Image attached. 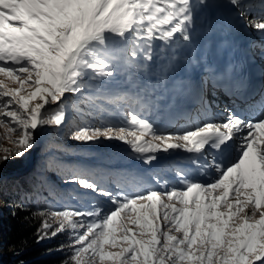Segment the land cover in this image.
<instances>
[{
  "label": "snow or ice",
  "instance_id": "6c2138e0",
  "mask_svg": "<svg viewBox=\"0 0 264 264\" xmlns=\"http://www.w3.org/2000/svg\"><path fill=\"white\" fill-rule=\"evenodd\" d=\"M204 2L199 0L201 4ZM231 2L239 4V0ZM160 3L161 0L143 3L141 0H11L7 6L0 4V38L9 42L10 60L15 62L10 68L5 67L8 70L3 73L12 75L19 66L16 79L21 88L24 84L30 86L26 95H19L21 88L3 93L7 97L3 104L19 106L24 111L6 113L19 123L21 135L9 137L17 148L4 149L0 165L23 156L33 147V130L38 125L62 124L64 111L50 119L42 118L46 105L61 102L68 93L83 94L85 77L90 80L114 77L115 61L119 59L114 55L116 51L127 48L125 63L146 72L154 58L155 40L174 44L179 36L191 42L195 5L191 0H170L163 7L158 6ZM239 14L243 17L245 12ZM249 24L264 31V22L249 21ZM129 33H134L136 38L143 33L141 43L129 47ZM160 51L163 53L165 49ZM141 54L145 63L137 65L134 61ZM176 59L173 55L172 60ZM30 101L37 102L30 106ZM3 111L0 108V113ZM131 120L141 127H151L147 119L137 115H132ZM256 129H264V114L252 120L229 112L222 124L208 123L196 131H187L175 138L176 143H169L172 136H158L154 137L157 143L146 148L139 142L141 137L133 133L135 138L127 142L137 152L145 153L151 147L199 151L212 138L207 133L214 130L215 136L222 138L221 143L238 137L240 154L226 169L214 161L221 173L219 178L210 183H191L183 191H150L147 195L130 197L109 193L87 178L69 181L111 196L117 207L102 215L79 209L42 212L45 219L37 229V242L51 239L69 227L78 233L73 237V255L65 264L71 261L81 264L80 254L89 250L98 254L99 260L95 255L90 256L88 264H103L106 258L110 264H166V261L182 264L184 253L180 249L186 244L190 246L189 256L196 257L193 264H264V137L258 140ZM70 131L71 138L81 142H95L101 137L124 141L127 136L123 127L80 126ZM212 147L218 148L219 144ZM153 159L155 155L146 162ZM216 189H222L218 197L212 195ZM230 192L232 200L228 201ZM221 200L225 201L224 211ZM245 208L249 210L245 212ZM47 216L59 223H50ZM73 216L82 219L74 220ZM90 216L93 219L85 222ZM130 225L138 226V231ZM117 232L121 233L122 250L106 253L105 244L111 242L116 246ZM198 243V253L193 252V246Z\"/></svg>",
  "mask_w": 264,
  "mask_h": 264
},
{
  "label": "rangeland",
  "instance_id": "374dc122",
  "mask_svg": "<svg viewBox=\"0 0 264 264\" xmlns=\"http://www.w3.org/2000/svg\"><path fill=\"white\" fill-rule=\"evenodd\" d=\"M261 1L257 0L254 6H252L256 7L257 3ZM249 21L251 24L261 22L257 16L250 17ZM252 28L254 29L255 27ZM140 34L139 38H136L134 33L128 34L127 43L129 47H132L135 43H141ZM127 54V48L114 53V55L119 57L115 61L116 75L114 77L96 80H90L88 77H85L83 94L73 95L72 93H68L62 98L61 102L49 103L42 109L43 119H50L59 112L64 111L65 120L60 126L53 124L38 125L37 129L33 130L35 140L33 147L23 156L11 159L0 165V183L2 185L7 183L5 190H8L6 194L10 197L8 200L16 201L19 198H24L31 200V202H41L43 203L41 205L42 212H75L79 209L81 212L102 215L117 207L112 197L85 187L78 182L69 181L87 178L109 193L131 197L138 194L147 195L150 191H183L186 190V185L191 183H210L212 179L219 178L221 173L215 172L214 177L212 174L213 170H211V178L209 180H194L189 184H185L186 179L183 178V173L178 170L174 173V170L176 167H181V163L185 166L187 161L169 160L171 158L168 159L167 165L161 170L152 172L142 171L148 163L146 160L149 156L155 155L156 159L153 160H157L163 154H168V152L163 148L157 149L155 147H151L150 151L145 153L137 152L127 142V140L135 138L133 133H135L136 137H141L139 142L142 146L149 148L150 145L157 143L154 137L172 136L173 139L169 143H176L177 140L175 138L185 134L188 130L186 126L173 131L159 130L149 121L151 127H141L131 120L132 115L147 119L149 97L143 96L147 83L145 81V71L143 69L137 70L136 67H130L125 63ZM0 59H4L0 60V108L4 109L3 113H0V121H2L0 122V156H2L4 149L15 150L17 148V144L10 140L9 137L16 138L21 135L19 123L7 117L6 113L12 110L18 112L24 110L20 109L19 106L14 108L11 105L2 103L7 99L3 95L4 92L14 88H21L19 81L16 79V76L20 74L18 70L19 66H17V70L12 75L3 73L8 70L5 67L9 66L10 68L15 62L10 60L12 59V53L9 51V42L2 38H0ZM134 63L143 65L145 61L141 56ZM89 83L91 85L90 88L88 87ZM29 89L30 86L24 84L19 95H26ZM31 90H34V88ZM207 98L213 99L214 95L211 93ZM37 100H39V97H37ZM35 102L37 101H30V106ZM214 102L217 103L215 99L209 100V105L207 104V106L212 107V103ZM61 104H63V107H61ZM219 108L223 110V107L220 105H218V110H215V108H211V110H215V114L221 116L218 113ZM256 113V119H258L264 114V107ZM218 120L222 121L221 119ZM192 122H197L202 127L208 123H213L214 125L220 124L216 121H208L201 118H194ZM80 126L123 127L127 130L126 140L121 141L119 139L101 137L95 142H81L72 139L70 130ZM255 136L258 140L264 137V129L262 131L256 129ZM173 159H176V157ZM235 161L236 159L233 163ZM221 192L222 189H216L212 195L218 197ZM243 198L246 199V196ZM162 199H166V197H162ZM210 199L211 197H209ZM227 199L228 201L232 200L231 192ZM80 201L82 204L79 203ZM220 204L221 211H224L225 201L221 200ZM6 207V205L0 202L2 210V214L0 215L5 219ZM248 210V208L244 209L245 212ZM233 211H235V208ZM121 215L123 216V213ZM39 218L41 222L45 219L41 214ZM46 218L50 223H59V220L53 221L51 216H47ZM73 219L79 220L82 217L73 216ZM92 219L93 217L90 216L85 222H89ZM116 219L122 223L120 217ZM97 223L99 224L100 221H97ZM160 223L162 226L161 230L163 231L164 222L161 220ZM130 227L138 231V226L130 225ZM96 230L99 231L101 229ZM77 234L69 227L55 237L61 238L68 246L69 253L72 254L71 246L75 243L73 237ZM173 234L180 235L179 233ZM120 235L121 233L117 232V244L115 247L112 246L111 242L104 245L106 253L122 250ZM181 247L183 248L180 251L184 253L182 264H193L192 259L195 260L196 257L191 258L189 256L190 246L186 244ZM198 248L199 243L193 246L192 251L198 253ZM93 255L99 260V255L92 250L81 253V264H88L89 257ZM214 259L216 258L214 257ZM103 264H110V261L106 258Z\"/></svg>",
  "mask_w": 264,
  "mask_h": 264
},
{
  "label": "trees",
  "instance_id": "16d2710c",
  "mask_svg": "<svg viewBox=\"0 0 264 264\" xmlns=\"http://www.w3.org/2000/svg\"><path fill=\"white\" fill-rule=\"evenodd\" d=\"M6 184L0 183V202L7 206L6 219L0 215V264H65L69 261L73 253H69L61 238L54 236L37 242L43 203L24 198L8 200ZM71 264L76 262L71 261Z\"/></svg>",
  "mask_w": 264,
  "mask_h": 264
},
{
  "label": "bare ground",
  "instance_id": "6f19581e",
  "mask_svg": "<svg viewBox=\"0 0 264 264\" xmlns=\"http://www.w3.org/2000/svg\"><path fill=\"white\" fill-rule=\"evenodd\" d=\"M264 0L261 2L257 3L256 7L253 6H248L246 9L247 15H250V17L257 16L260 18L261 22H264ZM11 0H0V4H3L7 6ZM141 2H146V0H141ZM170 0H161V3L158 5L160 7H163L164 4L169 3ZM191 2L195 5L194 8V24L193 28L191 31H195L199 28V22L200 19H198L195 16V9L197 8V3L194 2V0H191ZM211 8V6H208ZM257 23V22H256ZM255 23V24H256ZM143 33L140 34V38L142 39ZM179 36H177L175 43L174 44H165V42L161 39H157L153 42V51H154V58L151 62L148 63L147 66V71L145 72V78L147 81L145 85V93L144 97H149L148 100V116L147 119L149 122L153 123L154 125L159 124L161 121L165 120L164 116H162V106L164 104V97H163V88H162V77L163 76H168L171 75L168 73L166 70L167 67V58L170 57V55H175L176 53L179 52L180 46L182 43H184ZM263 50L260 56V59L262 62H264V46L262 44L259 45ZM164 48L165 52L161 53L160 49ZM175 49V51H173ZM142 56V54H141ZM140 56V57H141ZM143 58V56H142ZM264 97V96H263ZM146 100V99H145ZM146 102V101H145ZM209 105V103H207ZM211 106V105H210ZM243 107V106H240ZM219 111L222 112L221 108H219ZM252 117V118H251ZM210 118V117H209ZM248 118L252 120H256L257 118V113L255 112H250L248 114ZM226 120V119H225ZM223 120V122L225 121ZM262 131V129H259ZM238 138V137H236ZM239 139V138H238ZM181 148H175V149H168L167 152L168 154H163L158 158L157 160L149 161L146 166L149 167V165L155 164L159 159L163 157H168L173 159L174 157L181 158ZM188 150V149H187ZM191 151V150H189ZM187 160V176H186V181L185 184H189L193 182L194 180L197 179H210V173L212 168L208 166V162L206 160V157H203L202 154L200 153H193L191 152V157L186 158ZM185 160V159H184ZM197 172V175H195V172ZM195 175V178L193 177ZM202 175V176H201Z\"/></svg>",
  "mask_w": 264,
  "mask_h": 264
}]
</instances>
